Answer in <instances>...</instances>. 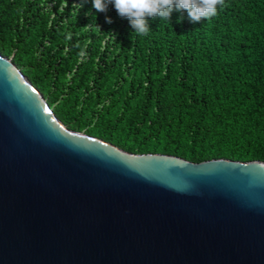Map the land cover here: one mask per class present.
I'll return each instance as SVG.
<instances>
[{
  "label": "water",
  "instance_id": "95a60500",
  "mask_svg": "<svg viewBox=\"0 0 264 264\" xmlns=\"http://www.w3.org/2000/svg\"><path fill=\"white\" fill-rule=\"evenodd\" d=\"M0 264H264V161L70 130L0 53Z\"/></svg>",
  "mask_w": 264,
  "mask_h": 264
},
{
  "label": "trees",
  "instance_id": "16d2710c",
  "mask_svg": "<svg viewBox=\"0 0 264 264\" xmlns=\"http://www.w3.org/2000/svg\"><path fill=\"white\" fill-rule=\"evenodd\" d=\"M23 1L0 0V53L10 55L7 41L24 30L31 52L13 62L70 130L135 155H170L193 163L264 161V0L244 2L246 10L237 15L240 1L227 0L215 17L199 23L186 12L167 25L150 19L151 31L144 36H134L114 7L111 13L97 12L92 0H65L61 10L63 0ZM57 18L56 29L48 30ZM224 25L232 34H222ZM37 36L48 45L35 46L30 37ZM67 43L73 44L71 52L51 56ZM38 47L47 73L25 69ZM49 89L59 92L58 102ZM64 107L81 109L86 119L71 126ZM145 115L154 121L138 132ZM130 137L134 143L125 147ZM176 144L187 148L171 149Z\"/></svg>",
  "mask_w": 264,
  "mask_h": 264
},
{
  "label": "clouds",
  "instance_id": "9594fccd",
  "mask_svg": "<svg viewBox=\"0 0 264 264\" xmlns=\"http://www.w3.org/2000/svg\"><path fill=\"white\" fill-rule=\"evenodd\" d=\"M109 5L114 7L119 17L129 21L134 36L149 34L150 19L168 21L174 11L187 12L192 23H199L211 20L228 6L227 0H92L97 12H106ZM106 22L112 21L106 17Z\"/></svg>",
  "mask_w": 264,
  "mask_h": 264
},
{
  "label": "rangeland",
  "instance_id": "374dc122",
  "mask_svg": "<svg viewBox=\"0 0 264 264\" xmlns=\"http://www.w3.org/2000/svg\"><path fill=\"white\" fill-rule=\"evenodd\" d=\"M14 1V0H13ZM240 1V3H239V5L235 8L236 10H235V15H237V12H238V10H240V11H245L246 9H244V5H245V3H247L248 2V0H239ZM27 2V0H25V1H23V4L24 3H26ZM245 2V3H244ZM229 3V2H228ZM227 3V4H228ZM48 8L49 9H52V3H48ZM60 5H61V7H60ZM58 4V10H61V8L62 7H66V3H65V0H63L62 1V3L61 4ZM74 5V7L75 6H77V5H75V4H73ZM109 9V10H108ZM107 10H108V13H111L112 12V10H113V6H111V5H109L108 6V8H107ZM187 13V12H186ZM185 12H176V11H174L172 14H171V17H170V19L168 20V21H162V24L163 25H167V23L168 22H170V21H174V19H175V17L177 16H180L181 18H184V16H185V14H186ZM25 15V14H24ZM50 16H51V19H53V18H55L56 16L52 13V14H50ZM159 21H161L159 18H155L154 19V23L156 22L157 24L159 23ZM55 22H56V24L55 23H53L52 25H51V23L52 22H50L49 24H48V27H47V29L48 30H50L51 28L52 29H56L55 27H57V22H58V18L55 20ZM225 22V21H224ZM22 23V27H24V25H23V22H21ZM242 25V24H241ZM224 33H222V34H224L225 36H227V35H230V34H232V29H229V28H226L225 27V25H224ZM26 30V29H25ZM52 31V30H51ZM227 32H229V33H227ZM25 34L26 33H24V30H23V33H20V34H17V36L15 37V38H13V40H9V41H7L8 42V45H7V49H8V51H9V53H10V55H8L7 56V58H9L10 60H12V62L13 61H16V59H17V61L19 62V60H21V58H22V55H27L28 53H30L31 52V48L30 47H27L26 46V43H25V41H28V40H25L27 37L25 36ZM56 33H54V34H48V36L49 35H55ZM223 35V36H224ZM35 36H36V34H35ZM159 36V38H160V36H161V34L160 35H158ZM31 39H35L34 41H36V44H35V46H41V44H42V46L44 47L45 45H48V43H47V40L48 39H44V41H41V37L39 38L38 36L37 37H30ZM28 39V38H27ZM49 41V40H48ZM72 43H67L65 46H63V47H61V48H59V47H56V48H54L53 49V51H52V55L51 56H54L57 52H62V49H64L63 50V52L64 53H69V52H71L72 50L70 49V47H72ZM79 47L80 46H75L74 48H73V53L75 52H78V50H79ZM38 49V51H37V55L35 56V58H34V61H30V62H28V61H25V69L26 70H30V72H39V70H41L42 68H43V66H41V62H40V57H39V55L41 54V51H43V50H39V47L37 48ZM46 52H47V50H44V53L46 54ZM58 55V54H57ZM83 55V54H82ZM27 57V56H26ZM19 59V60H18ZM80 60V59H79ZM18 64V63H17ZM80 64V62L79 63H77L76 64V66H78ZM23 67H24V65H22ZM24 69V70H25ZM47 66L45 67V68H43V70L47 73ZM53 70H55V66L53 67ZM71 77V76H70ZM48 88V87H47ZM61 94H62V92H61ZM49 95H50V97H52V98H57L58 97V95H59V92H58V95H56V93L52 90V89H49ZM66 95V94H65ZM60 97V96H59ZM60 99H62V96H61V98ZM55 102H58V98H57V100L55 101ZM54 107H56V106H54ZM65 108V111L66 112H68V115H67V117L69 118V120L70 121H67V122H70L72 125L71 126H74L75 125V121H82V120H85L86 119V117H84L83 115L84 114H82V113H84L81 109H73V108H67V107H64ZM82 111V112H81ZM62 113V112H61ZM107 118H108V116H107ZM141 118H143V121H140L141 120ZM140 119H139V122L138 123H140L139 124V127H138V129H139V131L138 130H135V131H138V132H140V126L141 125H143L142 127H143V129H145V128H147V127H150L151 126V124H152V122L154 121V117H150V116H144V117H141ZM67 119V118H66ZM75 120V121H74ZM104 121H105V118H104ZM82 124L84 125L85 123L84 122H82ZM84 134H85V132H83ZM170 133V132H169ZM141 134H143V133H141ZM171 134V133H170ZM170 136V135H169ZM171 138H173V139H176V138H179L180 136L179 135H175V134H171V136H170ZM146 137H144V139H145ZM136 139V138H135ZM131 143H134V140L130 137V138H128L127 140H126V143H123V145L125 146V147H129L130 146V144ZM112 144V143H111ZM134 145V144H133ZM181 147H183V148H187V146H185L184 144H181V145H179V144H176V145H173L172 147H171V149H177V148H181Z\"/></svg>",
  "mask_w": 264,
  "mask_h": 264
}]
</instances>
